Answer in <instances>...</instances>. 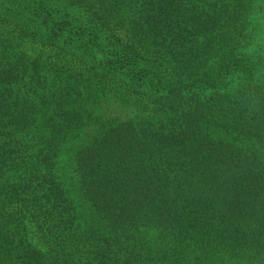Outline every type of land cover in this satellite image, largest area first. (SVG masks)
I'll use <instances>...</instances> for the list:
<instances>
[{
	"label": "trees",
	"instance_id": "obj_1",
	"mask_svg": "<svg viewBox=\"0 0 264 264\" xmlns=\"http://www.w3.org/2000/svg\"><path fill=\"white\" fill-rule=\"evenodd\" d=\"M0 264H264V0H0Z\"/></svg>",
	"mask_w": 264,
	"mask_h": 264
},
{
	"label": "rangeland",
	"instance_id": "obj_2",
	"mask_svg": "<svg viewBox=\"0 0 264 264\" xmlns=\"http://www.w3.org/2000/svg\"><path fill=\"white\" fill-rule=\"evenodd\" d=\"M113 110L114 111V115L113 116H117L119 117V119H125L126 117H128L129 115V108H124L122 106V109H118V110H114L111 107H107V111Z\"/></svg>",
	"mask_w": 264,
	"mask_h": 264
}]
</instances>
